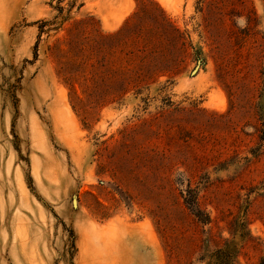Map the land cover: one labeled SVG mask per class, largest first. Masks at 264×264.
Wrapping results in <instances>:
<instances>
[{
	"label": "rangeland",
	"instance_id": "374dc122",
	"mask_svg": "<svg viewBox=\"0 0 264 264\" xmlns=\"http://www.w3.org/2000/svg\"><path fill=\"white\" fill-rule=\"evenodd\" d=\"M264 257V0H0V264Z\"/></svg>",
	"mask_w": 264,
	"mask_h": 264
},
{
	"label": "trees",
	"instance_id": "16d2710c",
	"mask_svg": "<svg viewBox=\"0 0 264 264\" xmlns=\"http://www.w3.org/2000/svg\"><path fill=\"white\" fill-rule=\"evenodd\" d=\"M240 247L234 241L227 242L224 247L216 250L210 257L207 264H235ZM259 264H264V257Z\"/></svg>",
	"mask_w": 264,
	"mask_h": 264
}]
</instances>
